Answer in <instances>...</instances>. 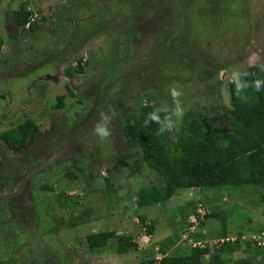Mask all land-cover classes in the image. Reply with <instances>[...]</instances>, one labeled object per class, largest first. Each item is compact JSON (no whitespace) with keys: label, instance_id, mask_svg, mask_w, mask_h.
Masks as SVG:
<instances>
[{"label":"rangeland","instance_id":"374dc122","mask_svg":"<svg viewBox=\"0 0 264 264\" xmlns=\"http://www.w3.org/2000/svg\"><path fill=\"white\" fill-rule=\"evenodd\" d=\"M135 1L0 0V15L22 5L41 17L36 30L29 32L19 26L18 34L11 25L5 29L0 19V52L5 54L0 64V132L27 117L37 125L20 149H9L0 139V182L6 181V189H0V211L8 205L7 214L13 220L5 223L9 225V252L13 254L11 249L17 248L19 264H96L97 257L90 261L93 250L83 238L89 232L112 229L117 235L132 236L136 249L117 253L111 238L98 248L99 253L108 255L103 264H135L158 253L186 254L193 244L208 246L202 264L209 260L211 264H237V259L248 257L251 250L255 260L243 264H264V185L180 188L165 201L137 206L140 187L159 186L163 181L145 167L137 148L125 144L118 129L124 114L133 112L147 97L158 108L171 106L169 87L173 85L182 92L185 111L199 108L225 129L230 68L238 65L240 71L264 63V0ZM103 24L110 27V33H105ZM124 29L133 32L126 35L127 46L122 51L114 45ZM88 33L95 37L78 55L84 59L80 61L83 73L90 76L103 55L109 61L105 66L110 67L101 75L115 80L104 92L102 83L96 88L92 84L96 78H88L85 88L93 94L82 97L77 91L80 97L70 100L67 95L76 92L73 81L61 78L59 70V80L51 77L55 69L52 61L62 53L55 46L60 42L57 36L78 38ZM104 33L108 39L103 40L114 47L101 55L96 42L103 47ZM14 35L15 40H21V54L15 46V51H10L9 37ZM62 36L58 39L65 38ZM70 44L71 49L73 41ZM8 61L13 62L6 66ZM57 62L63 71L65 55ZM65 67L75 68V61ZM258 71L264 80V71L259 67ZM111 72L118 74L112 76ZM118 78H125L119 86ZM58 96L63 97V107L57 111ZM90 96L92 109L83 117L77 115L76 98ZM98 96L103 99L99 104ZM104 105L113 120L108 126L111 134L101 139L93 127L101 120ZM194 203L204 212L202 216L193 212ZM210 212L216 215L205 217ZM3 215L0 213V220L6 218ZM140 217L144 225L152 223L150 235ZM222 233L240 249L218 252L213 259L215 242ZM0 247H4L1 239ZM143 250L147 252L142 254ZM3 255L0 253V264H7L2 259L9 255Z\"/></svg>","mask_w":264,"mask_h":264},{"label":"trees","instance_id":"16d2710c","mask_svg":"<svg viewBox=\"0 0 264 264\" xmlns=\"http://www.w3.org/2000/svg\"><path fill=\"white\" fill-rule=\"evenodd\" d=\"M28 11L20 5L16 12V22L22 26ZM35 24L27 29L33 30ZM81 59L75 60L74 73H83ZM84 62V61H83ZM255 64L241 69V81L249 85L255 78H259L258 67ZM72 69V68H71ZM70 68L65 69L70 75ZM247 70L253 75L244 76ZM67 70V71H66ZM229 107L225 110L227 126L223 129L219 124L210 121L208 116L199 108L184 111L179 126L174 132H158L159 125L149 120L145 125L148 113L158 108L153 102H144L135 108V111L126 113L119 127L121 137L129 147L137 148L147 169L152 170L162 178L159 186L148 185L140 187L136 194L135 204L157 203L169 199L177 189L225 184H252L264 185V85L260 91L249 86L240 95L235 92L234 85L229 82ZM62 97L56 99V109L62 108ZM161 120L165 113L159 112ZM37 130L36 123L25 118L13 128L0 132V139L11 149L19 148L28 134ZM176 135H173V134ZM91 137V136H90ZM108 177L106 185H108ZM6 182V181H5ZM111 187V185H109ZM5 183L0 182V189ZM45 188H48L47 185ZM199 204V203H198ZM198 208V207H197ZM195 206V213H197ZM214 212L205 214V217L215 216ZM140 223L144 221L139 218ZM144 225V223H143ZM150 234L152 223L145 225ZM215 242L216 252L236 251L240 249L236 243L222 233ZM114 238V251L124 253L129 249H136V244L130 235H116L114 230H101L87 233L83 240L89 250L104 246L107 240ZM254 244H255V240ZM206 244H193L186 254H164L159 264H202V256L208 253ZM211 258V259H212ZM153 257L141 258L135 264H153ZM237 264L246 263L244 259H237ZM207 264H211V261Z\"/></svg>","mask_w":264,"mask_h":264},{"label":"flooded vegetation","instance_id":"af4514ba","mask_svg":"<svg viewBox=\"0 0 264 264\" xmlns=\"http://www.w3.org/2000/svg\"><path fill=\"white\" fill-rule=\"evenodd\" d=\"M136 3H140V0H136L135 1ZM157 2H158V0H157ZM101 9H102V11L103 12H105L106 13V8L105 7H101ZM117 10V9H116ZM161 11V10H160ZM160 11H156L155 13H156V15L158 16H160V14H161V12ZM107 16V15H106ZM105 16V17H106ZM104 17V18H105ZM115 18V17H114ZM105 23H107V21H105ZM95 24V23H94ZM98 25H99V22H98ZM97 25V26H98ZM110 25V24H109ZM53 26V25H52ZM103 26H104V24H103ZM102 26V27H103ZM36 27H37V25H36ZM16 28H19V26L18 27H14V29H15V34H18L19 32L16 30ZM77 28V27H76ZM110 28V27H109ZM108 27H107V25L106 26H104V29L103 30H105V33H110V29H109ZM34 29H35V27H34ZM98 29H99V26H98ZM83 30H85V29H83ZM21 31V30H20ZM89 31H91L90 29H89ZM88 30L87 31H81V33H87V32H89ZM100 31H98V33H99ZM130 32H133V31H127V30H123V31H120L117 35L119 36V39H118V44L117 45H114V46H116L118 49H121L122 51H124V49L126 48V46H127V44H124V42H126V39H125V37H126V35L128 34V33H130ZM104 33V36L102 37V42H103V47L101 46V44H100V42L98 41V42H96L97 43V46H96V48L100 51V52H102L101 53V55L104 53V55L106 54V52L108 53V51H109V49L110 48H112V47H114L113 45H112V42H111V44H110V42H106V41H104V40H106V39H108V38H106L107 37V35ZM134 33H131V34H129V35H133ZM63 35V34H62ZM61 34H59L58 36H57V42L58 41H60L59 42V44H56L55 46L56 47H58V48H61L60 50L62 51V53H60L61 54V56L60 57H57V56H55L54 58H55V60H53L52 61V63H54V66H55V69L53 70V73H54V75L53 76H56V74H57V72H58V70L60 69L59 68V63L57 62V61H60L61 59H62V57H63V55H65V59L67 60V62L63 65V71H64V66L65 65H67L69 62H70V60H76L78 57H80V56H78L79 54H81V53H83L85 50H87V48L91 45L90 44V42H89V40L92 38V37H95L94 35H92V37L91 36H89V33L87 34V35H85V36H80V37H78L77 38V36H75L74 37V35L73 36H62ZM15 36V35H14ZM65 37V38H63L62 40H61V38L60 39H58L59 37ZM134 36V35H133ZM104 39V40H103ZM24 40H26V38H24V37H22V41H24ZM119 40H120V43H119ZM70 41H73V44H74V46H73V48H71L70 49V46H71V44H70ZM57 42H55V43H57ZM54 43V44H55ZM72 43V42H71ZM104 44H105V46H104ZM15 46V45H14ZM10 47H11V52H14L15 50L12 48L13 47V45L11 44L10 45ZM16 47V46H15ZM21 47H22V45L20 46V50L16 47V52H18L19 54H21L20 52H21ZM29 48V47H28ZM27 47L26 48H24V50H26V49H28ZM64 48V49H63ZM19 50V51H18ZM23 51V50H22ZM59 54V55H60ZM5 57V54L3 53V52H0V64H2V62H3V60H2V58H4ZM56 57H57V59H56ZM120 57V56H119ZM85 59H86V57H84ZM80 59H82V58H80ZM82 60H84V59H82ZM25 62V60H23V59H21L20 60V62ZM13 61H8V63H7V65L6 66H8L10 63H12ZM109 63V61H107L106 59H105V57H104V59H103V55H102V57L100 58V60L96 63V66H95V69H94V71L91 73V75L90 76H86L84 73H82V74H80V76H77V75H75V76H77V77H71V81H73V85H75L76 87H75V90H76V92H74L73 90H72V95L70 96V95H67V97H68V99H70L71 100V97L72 96H74V97H80V96H78L77 95V91H79V95L82 93V97L83 96H88V95H90V94H93L92 92H91V90H88V89H86L85 88V86L87 85V83H89V79L88 78H91V79H93V80H95V78H96V82H92V84L97 88V86L99 85V83H102L103 84V88H104V92L106 91V87L109 85V84H111L112 82H114V80L115 79H113V77H111V76H109L108 78H107V80L106 79H103V76L101 75V72L102 71H106V69L107 68H109L110 66L108 65V66H105V65H107ZM41 64V63H40ZM3 65V64H2ZM5 65V64H4ZM112 73V72H111ZM120 73V72H119ZM116 74H118V73H112L111 75L112 76H115ZM43 75H46V74H43ZM48 75V74H47ZM52 76V77H53ZM119 77H120V74H119ZM97 78H98V80H97ZM55 79H58L59 80V78H55ZM125 78H118V82L116 83L117 84V86H119V85H121V80L123 81ZM132 81V80H131ZM67 83V82H66ZM69 84L67 83V87H68V89H70L69 88V86H68ZM79 89V90H78ZM71 90V89H70ZM93 91H95V90H93ZM90 93V94H89ZM56 97V96H55ZM62 97V96H61ZM87 98V97H86ZM61 99H63V97L61 98ZM97 101H96V103L97 104H99L100 102H101V100H103L102 99V96L101 97H97ZM75 102H77L76 103V106L79 108V110H78V108H76V114L78 115L79 113H81L80 115H81V117H83V114L85 113V112H89V110H91L92 109V107H93V105H94V101H92V98H91V96L89 97V98H87V99H81V100H78L77 98H76V100H75ZM113 103V102H112ZM110 105H111V103H110ZM113 105H114V103H113ZM106 105H104V106H102V111H103V114L100 112V115H108L107 113L109 112H107L106 111V109H103V108H107V107H105ZM63 107V106H62ZM70 107H73V104L71 103V106ZM74 107H75V105H74ZM87 108V109H86ZM96 109H98V108H96V105H95V108H94V110L96 111ZM57 110V109H56ZM88 110V111H87ZM58 111V110H57ZM115 111V110H114ZM134 111H135V109H134ZM97 112V111H96ZM110 114V113H109ZM97 115V114H96ZM96 115H95V117H94V119H95V122L97 121V118H96ZM125 115V114H124ZM109 116V115H108ZM110 117H111V121H110V123H109V125L108 126H112L111 125V122H112V120H113V118H112V115H110ZM73 118V117H72ZM123 118V117H122ZM116 119H117V117H116ZM118 120H119V118H118ZM116 121V120H115ZM71 125L73 124V123H70ZM119 127H120V124H119V122H118V129H119ZM116 130V129H115ZM36 131V130H35ZM32 132H34V131H32ZM32 132H30L29 134H28V136L32 133ZM28 136H27V138H26V140H25V143L21 146V147H23V146H25L26 145V142H27V139H28ZM3 141V140H2ZM6 145V144H5ZM6 147H7V145H6ZM21 147H19V148H15V149H20ZM7 148H9V147H7ZM9 149H11V148H9ZM0 154H1V152H0ZM5 183V182H4ZM4 188L6 189V186L5 187H3L2 188V190L4 191ZM3 204H5V201H3V202H1V205H3ZM7 210H9L8 209V205H7V209L5 208V209H1V211H0V213H1V215H2V212H4V215L3 216H6V218L5 219H3V217H2V220H0V239L2 240V242H3V246L4 247H0V253H4V255L3 256H7V255H9V256H7V257H5V258H3L2 260H4V261H6V263L7 264H9V262H10V264H19V262L18 261H16L15 259L17 258V255L15 254V250L17 249V248H15V249H11L12 251H13V254H11L10 252H9V246L7 245V241H9L8 240V238L9 237H7L6 235H7V233H6V229H7V227L9 226H7L5 223H11V222H13V220L11 219V218H9L8 217V214H7ZM0 218H1V216H0ZM12 237V236H11ZM7 245V246H6ZM11 247V246H10ZM7 252V253H6ZM12 255H13V258H14V260H13V262H12ZM10 258H11V260H10Z\"/></svg>","mask_w":264,"mask_h":264},{"label":"clouds","instance_id":"9594fccd","mask_svg":"<svg viewBox=\"0 0 264 264\" xmlns=\"http://www.w3.org/2000/svg\"><path fill=\"white\" fill-rule=\"evenodd\" d=\"M253 66L259 67L261 71H264V63H257ZM240 66H232L230 68L231 71V83L235 87V92L237 95H240L244 89L248 88L249 86L253 87L257 92L261 90L262 83H264V80H261L260 78H255L252 81V84L249 85L247 81H241L240 75L241 73L238 71ZM244 76L253 75L252 73H249L246 69L243 71ZM169 95L172 98V104L171 106L165 104L162 108H155L152 112L148 113V117L145 120V125L148 124L149 120L152 122H155L160 127L158 129V132L160 134L164 132H172L179 126V122L183 117L185 107L181 102L180 97L182 96V92L178 90V87L173 85L169 87ZM163 111L165 113L164 119L161 120L160 115H158L159 112ZM111 121V117L108 115H102L101 120L99 122H96L93 127V131L96 133L97 136H99L101 139L107 138L111 132L108 127L109 123ZM204 214V212H203ZM202 214V215H203ZM201 215V216H202ZM230 239V238H229ZM221 240V239H219Z\"/></svg>","mask_w":264,"mask_h":264},{"label":"crops","instance_id":"0c3cea01","mask_svg":"<svg viewBox=\"0 0 264 264\" xmlns=\"http://www.w3.org/2000/svg\"><path fill=\"white\" fill-rule=\"evenodd\" d=\"M19 7V6H18ZM28 8V7H27ZM17 9L18 8H16V9H13V10H10V11H8V12H4V14H2V15H0V19H2V22H1V24L4 26V24H5V29L9 26V25H11V26H13V27H16V24H17V22H16V12H17ZM52 28H53V26H51ZM33 30H36V27H35V29H33ZM33 30H30L29 32H32ZM50 30V29H49ZM7 37H8V35H7ZM51 37H53V35L52 36H50V39H51ZM10 38V43L14 46H16L19 50H20V46H21V40L19 39V40H15L14 38H15V36L14 37H9ZM57 44H59V43H57ZM18 50V51H19ZM21 52H22V50H21ZM20 52V53H21ZM70 67H71V65H70ZM73 68L74 67H72V69L70 70V74H71V76L72 77H77V76H75L73 73H74V71H73ZM65 69H67V67H65ZM67 71V70H66ZM50 75V74H49ZM46 76V75H45ZM48 76V75H47ZM59 76L62 78L63 77V79H70L71 80V76H69V75H67V73L65 72V70L64 71H61L60 69H59ZM59 76L58 75H56V76H53V79L55 80V78H59ZM52 77V76H51ZM47 78H49V76L47 77ZM60 79V78H59ZM194 206H195V203H194ZM195 210L193 209V212H194ZM191 227V226H190ZM107 230H112V229H107ZM90 233V232H89ZM117 232L115 231V234H116ZM50 234H48V236H49ZM117 235V234H116ZM150 235V234H149ZM132 237V236H131ZM240 237H242V236H240ZM230 238V237H229ZM43 239H45V238H43ZM132 239H133V237H132ZM110 240V239H109ZM134 241V240H133ZM101 248V247H100ZM96 251V252H95ZM130 251V250H129ZM93 253L91 254V257H90V261H92L91 260V258H93V257H97L96 259H97V261H96V264H103V263H105L106 261H107V257H108V255H106V253H99L98 252V248H97V250L96 249H93V251H92ZM134 252V251H133ZM144 252H147V251H145V250H143V252H142V254H144ZM229 253H232L233 251H228ZM126 253V252H125ZM135 253V252H134ZM76 253H74L73 252V256L75 255ZM243 257V256H242ZM242 257H240V258H242ZM98 259H99V261H98ZM242 259H244V261L246 262V263H250L253 259H254V253H253V251L251 250V255L249 254L248 255V257H246V258H242ZM124 260V259H123ZM255 260V259H254ZM138 261V260H137ZM253 262V261H252ZM136 263V262H135Z\"/></svg>","mask_w":264,"mask_h":264},{"label":"built area","instance_id":"2783aa9c","mask_svg":"<svg viewBox=\"0 0 264 264\" xmlns=\"http://www.w3.org/2000/svg\"><path fill=\"white\" fill-rule=\"evenodd\" d=\"M26 10L28 11L27 15H26V19L24 21V23L22 24V28L27 30L29 28L30 25L32 24H36L37 22H39L41 20V17L39 14H37V12H33V10L26 8ZM200 208H197V212L200 214V216L203 214V212H201V210H199ZM154 249H156L157 251V247H154ZM164 254L162 253H158L153 255L152 257L155 259V262L153 264H159V260L160 258L163 256Z\"/></svg>","mask_w":264,"mask_h":264}]
</instances>
